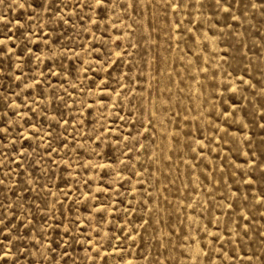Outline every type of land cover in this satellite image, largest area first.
<instances>
[{
  "label": "rangeland",
  "instance_id": "374dc122",
  "mask_svg": "<svg viewBox=\"0 0 264 264\" xmlns=\"http://www.w3.org/2000/svg\"><path fill=\"white\" fill-rule=\"evenodd\" d=\"M0 264H264V0H0Z\"/></svg>",
  "mask_w": 264,
  "mask_h": 264
}]
</instances>
